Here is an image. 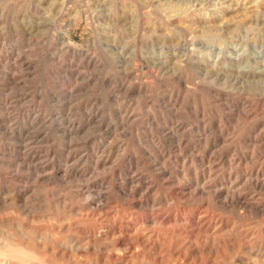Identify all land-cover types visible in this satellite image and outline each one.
I'll return each instance as SVG.
<instances>
[{
    "label": "rangeland",
    "instance_id": "obj_1",
    "mask_svg": "<svg viewBox=\"0 0 264 264\" xmlns=\"http://www.w3.org/2000/svg\"><path fill=\"white\" fill-rule=\"evenodd\" d=\"M263 80L264 0H0V264H264Z\"/></svg>",
    "mask_w": 264,
    "mask_h": 264
},
{
    "label": "bare ground",
    "instance_id": "obj_2",
    "mask_svg": "<svg viewBox=\"0 0 264 264\" xmlns=\"http://www.w3.org/2000/svg\"><path fill=\"white\" fill-rule=\"evenodd\" d=\"M206 72L207 73H211V71H207L206 70ZM212 74L213 75H216V77H217V75L218 74H224L225 76H231V75H233L234 76V78L236 79L237 77H240L241 78V76H244V77H249V76H252V77H254V76H260V75H256V74H254V73H252V72H250V73H246V72H239V73H235V72H233V71H230V70H224V69H216V67H215V69H213L212 70ZM223 75V76H224ZM232 76V77H233ZM220 77V76H219ZM226 78V77H225ZM262 79H263V77H262ZM264 81V80H263ZM9 247V246H8ZM11 247H12V245H11ZM1 248V247H0ZM4 248V247H3ZM2 249V248H1ZM24 249L22 248V251H23ZM28 250V249H27ZM19 251H21V249L19 248ZM21 251V252H22ZM25 251V250H24ZM13 252H18V250L16 251H14L13 250ZM19 253V252H18ZM0 254H2L1 252H0ZM5 254V253H4ZM12 254V253H11ZM21 254V253H20ZM26 254H28V253H26ZM29 255V254H28ZM10 256V255H9ZM27 256V255H26ZM1 257V256H0ZM21 261V260H20ZM3 262V261H2ZM5 263V262H4ZM7 263H8V261H7ZM10 263V262H9Z\"/></svg>",
    "mask_w": 264,
    "mask_h": 264
}]
</instances>
